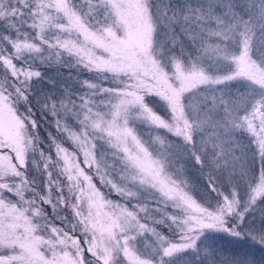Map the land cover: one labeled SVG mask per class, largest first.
Listing matches in <instances>:
<instances>
[{
	"label": "snow or ice",
	"instance_id": "snow-or-ice-1",
	"mask_svg": "<svg viewBox=\"0 0 264 264\" xmlns=\"http://www.w3.org/2000/svg\"><path fill=\"white\" fill-rule=\"evenodd\" d=\"M215 234L264 248V0H0V264H258Z\"/></svg>",
	"mask_w": 264,
	"mask_h": 264
},
{
	"label": "rangeland",
	"instance_id": "rangeland-1",
	"mask_svg": "<svg viewBox=\"0 0 264 264\" xmlns=\"http://www.w3.org/2000/svg\"><path fill=\"white\" fill-rule=\"evenodd\" d=\"M46 72H51L49 69H42ZM66 73V72H65ZM82 159V157H81ZM97 184L99 186V182L97 180ZM107 191V189H104ZM114 199H119L113 194ZM223 234H215L214 242L216 246L220 249H223L230 253H235L238 255H250L256 258L258 264H264V248H260L258 245H254L251 241L247 240H235L231 237H228Z\"/></svg>",
	"mask_w": 264,
	"mask_h": 264
},
{
	"label": "trees",
	"instance_id": "trees-1",
	"mask_svg": "<svg viewBox=\"0 0 264 264\" xmlns=\"http://www.w3.org/2000/svg\"><path fill=\"white\" fill-rule=\"evenodd\" d=\"M62 71H64V72L67 73V70H63V69H62ZM84 75L87 76V75H89V74L85 73ZM227 238H228V237H227Z\"/></svg>",
	"mask_w": 264,
	"mask_h": 264
}]
</instances>
